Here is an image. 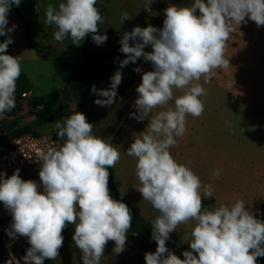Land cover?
I'll list each match as a JSON object with an SVG mask.
<instances>
[{
  "label": "clouds",
  "instance_id": "9594fccd",
  "mask_svg": "<svg viewBox=\"0 0 264 264\" xmlns=\"http://www.w3.org/2000/svg\"><path fill=\"white\" fill-rule=\"evenodd\" d=\"M21 2L0 0V36L7 37L0 42V116L15 108L22 72L20 56L7 54L14 43L11 33L18 27H8L9 12ZM97 2L61 0L58 8L49 4L45 22L55 26V41L70 38L79 46L91 34L97 46L103 45L108 36L99 34L104 17ZM35 11L41 12L40 3ZM164 13L161 28L137 25L123 33L119 51L125 58L119 60L109 87L92 85L90 89L102 97L94 100L97 106H110L122 83L120 69L139 59L151 64L149 71L134 69L142 76L136 87V111L130 113V118L138 122L148 118L149 123L125 151L136 158L139 186L135 190L158 212L151 223L156 250L145 252L144 260L146 264H257V258L264 257V220L243 199L205 209L203 200L212 198L213 186L202 184L188 166L191 161L178 163L169 149L187 131V116L198 118L205 110L200 97L207 92L201 79L208 83L217 69L226 71L232 66L225 50L233 25L240 27L250 20L258 28L264 26V0H194L184 6H168ZM121 17L122 24L131 19L127 12ZM148 46L151 51H145ZM174 90L183 94L174 95ZM170 102L174 107H169ZM157 108L165 110L152 114ZM93 127L76 109L54 123L63 142L40 153L39 183L21 178L19 168L10 176L0 172V203L11 215L8 235L25 237L29 244L21 257L23 264L56 260L63 247L62 233L69 225L74 227L72 241L82 264H101L109 241L114 242V255L126 250L132 211L114 199L108 187L109 169L120 162L121 151L110 138L94 135ZM191 221L194 226L181 237L190 250H184L181 259L166 242L181 224Z\"/></svg>",
  "mask_w": 264,
  "mask_h": 264
},
{
  "label": "rangeland",
  "instance_id": "374dc122",
  "mask_svg": "<svg viewBox=\"0 0 264 264\" xmlns=\"http://www.w3.org/2000/svg\"><path fill=\"white\" fill-rule=\"evenodd\" d=\"M60 2L61 0H22L20 6L27 19L29 31L39 43H49L51 50L41 51V56H46L43 60L40 58V61L21 63L22 72L17 81L16 90L32 91L33 101H31L33 105L40 104L45 107V112L41 113V117L44 119L48 117L49 119L34 125L38 134H49L51 130H55L54 123L56 121L69 116L76 109L84 113L87 121L94 125V135L110 138V142L114 146L121 143L122 147L124 145L123 148H127L133 142V138L146 130L149 123L148 118L143 122L130 118V113L136 111L134 108V101L137 98L136 87L141 83L142 76V73H136L134 69L140 67L143 71H149L152 70L151 64L139 59L129 71L121 70L122 83H127L135 72L133 83L135 87L126 94L117 89L118 96L114 104L107 107L97 106L94 100L102 97L91 92L89 102L83 107H78L67 83L54 68L53 56L74 55L89 51L119 50V40L125 31H131L137 25L146 27L151 24L161 28L165 19L164 9L171 5L184 6L194 2V0H151V3H149L150 0H98L96 6L104 17V23L100 25L99 34H107L108 36L107 41L101 46H97L92 41L91 34L79 46L73 45L70 38H66L63 42L55 41L53 33L56 28L54 25H48L45 22L44 13L49 4L58 8ZM38 3H40L41 9L39 13L35 11ZM122 12H127L131 17L123 24ZM233 28L234 30L226 42L225 50V56L230 57L232 66L226 71L217 69L215 75L227 85L229 83L238 86L240 82L238 79L236 81L225 80L226 77L220 75L243 74L245 81H241V84L244 87L253 88L257 86L258 88L262 84L264 86L263 77H260L264 76V26L258 28L254 22L249 20L247 24H242L240 27L233 25ZM145 51H151L150 46L146 47ZM200 83L205 87L211 81L204 83L202 78ZM96 87L97 89H106L109 86L100 85ZM179 91L174 90V95H178ZM67 99L68 101H66ZM217 104L215 100H208V104H204L205 108L209 106V111L219 108L218 113L215 114L216 136L223 139L239 137L244 143L239 145L240 151L264 153V114L261 119V114L258 111L257 113L248 112L246 114L245 109L237 107L235 104L222 107ZM173 105L174 103L170 102L169 107H173ZM227 106L234 108L229 109L226 108ZM161 110L165 109H154L152 114ZM205 115L207 116V112ZM169 151L174 157V147H171ZM144 249L146 252L156 250L148 246Z\"/></svg>",
  "mask_w": 264,
  "mask_h": 264
},
{
  "label": "crops",
  "instance_id": "0c3cea01",
  "mask_svg": "<svg viewBox=\"0 0 264 264\" xmlns=\"http://www.w3.org/2000/svg\"><path fill=\"white\" fill-rule=\"evenodd\" d=\"M15 7L18 12L11 8L8 16V27H11L12 24H16L18 27L11 33L14 43L9 45L7 54L20 56L21 63L40 61V58H42L41 60L45 59L46 56H41V51L46 49L51 50L50 44H41L33 37L29 31L27 19L21 6ZM28 32L31 38L28 37ZM6 38L0 36V42H3ZM38 43L39 45H36ZM220 76L226 77L225 80L228 81H236L238 79L240 83L238 86L229 83L227 85L222 83L217 75H214V78L210 80L211 83L204 87L207 95L200 97L204 104H208V100H215L219 107L235 104L237 107L245 109L246 114L248 112L257 113L258 111L262 119V115L264 114L262 113L264 112L263 84L261 85L262 87L258 85L260 86L258 88L257 86L247 88L241 84V81H245L243 74L233 73ZM260 77H263L262 80H264V76ZM134 87L135 84L124 94ZM182 94L183 92L179 91L178 95ZM31 100L23 105L16 119L10 118L6 120L3 129L6 128L9 131L29 127L36 132L34 125L46 122L49 119L48 117L44 119L41 117V113H35L30 110L31 106H34L33 100ZM226 108L233 109L234 107L227 106ZM208 109L209 106L205 108L204 114L198 118L191 115L187 116V131L183 138H176L178 144L174 146V159L178 163L186 165L191 161V164L188 166L199 176L202 184H211L213 186L212 198H204L213 202L208 206H204L205 209L218 206L221 203L231 204L236 199H243L246 206L251 208L259 219L264 203V153L240 151L238 147L241 143H244L239 137H227L225 139L217 137L215 114L218 113L219 108L212 111ZM205 112H207V116ZM208 119L210 120L208 121ZM55 132L57 131L51 130L49 134ZM117 147L121 151V159L113 168L114 185L122 192L124 198L134 209L152 223L158 212L148 201L143 200L141 194L135 190L139 186V181L135 176L136 158L126 155L125 151L129 145L127 148H123L124 145L122 147L120 143ZM217 170L220 172L219 176L215 175ZM194 224V221H191L189 225L181 224L171 234L170 240L166 242L169 250L177 256H182L184 250H190L189 245L183 243L181 237L189 230L190 225L194 226ZM73 232L74 227L72 225H69L63 231L64 242L63 247L60 249L59 257L54 261L46 259L44 264H82L81 254L72 241ZM113 247L114 242L109 241L101 264H146L144 260L146 251L142 246L141 237L131 230L127 235L126 250L123 253L114 255L112 252Z\"/></svg>",
  "mask_w": 264,
  "mask_h": 264
},
{
  "label": "trees",
  "instance_id": "16d2710c",
  "mask_svg": "<svg viewBox=\"0 0 264 264\" xmlns=\"http://www.w3.org/2000/svg\"><path fill=\"white\" fill-rule=\"evenodd\" d=\"M17 9L15 6L12 7ZM28 37L31 38L28 32ZM39 45V44H36ZM125 58V55L119 50H106V51H89L80 54L57 56L53 57V65L56 72L67 83L73 98L78 107H83L89 102L91 94V86L110 85V78L113 73L119 68V60ZM138 61V60H137ZM133 63H129L127 66L120 70L129 71V69L135 66ZM135 72L132 74V78L127 83H121L118 86V90L122 93L126 92L134 83ZM32 131L31 128H22L20 130H9L6 128L0 129V143L6 142L13 136H18L22 133ZM109 190L110 195L128 205L132 211V226L131 231L138 234L142 240L143 247H150L156 249V243L151 239V222L144 218L134 207L124 198L122 192L116 188L113 182L114 169H109ZM212 203V200H203V206H208ZM261 220H264V203L262 205V211L260 214ZM183 259V255L179 256ZM257 264H264V257L257 258Z\"/></svg>",
  "mask_w": 264,
  "mask_h": 264
},
{
  "label": "built area",
  "instance_id": "2783aa9c",
  "mask_svg": "<svg viewBox=\"0 0 264 264\" xmlns=\"http://www.w3.org/2000/svg\"><path fill=\"white\" fill-rule=\"evenodd\" d=\"M33 93L30 90L15 92V108L3 116H0V129L3 128L7 119H16L18 112L23 105L32 99ZM31 111L35 113L45 112L42 105L31 106ZM57 132L52 134H38L35 131L22 133L13 136L6 142L0 143V172L10 176L17 168L20 169V176L23 179H33L39 183L40 153L46 151L48 147L62 143ZM11 215L0 203V264H7L9 260L15 264V259L21 260L26 249L29 247L27 238H12L8 235ZM21 264L23 261L21 260Z\"/></svg>",
  "mask_w": 264,
  "mask_h": 264
}]
</instances>
